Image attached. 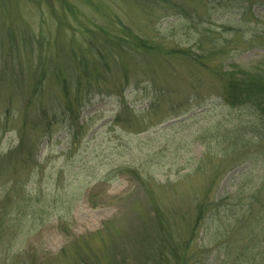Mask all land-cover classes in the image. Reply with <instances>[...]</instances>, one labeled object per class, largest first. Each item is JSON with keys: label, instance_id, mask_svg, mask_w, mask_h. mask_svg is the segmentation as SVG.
Masks as SVG:
<instances>
[{"label": "rangeland", "instance_id": "1", "mask_svg": "<svg viewBox=\"0 0 264 264\" xmlns=\"http://www.w3.org/2000/svg\"><path fill=\"white\" fill-rule=\"evenodd\" d=\"M244 69L264 71V0H0V264H140L155 206L187 234L207 189L255 213L264 264V117L224 100ZM217 224L197 264L231 263Z\"/></svg>", "mask_w": 264, "mask_h": 264}, {"label": "trees", "instance_id": "2", "mask_svg": "<svg viewBox=\"0 0 264 264\" xmlns=\"http://www.w3.org/2000/svg\"><path fill=\"white\" fill-rule=\"evenodd\" d=\"M229 73L224 91V100L233 107L246 105L257 115L264 117V71L244 69ZM72 102L73 100L69 98L66 105L67 111H72ZM24 142V139L21 140V145H24ZM209 192L207 189V192L201 194L199 190H196L192 195L190 206L194 212V218L187 234L182 232L179 218H177V210L167 212L159 206H155V214L147 222V227L139 238L140 250L145 254V259L140 264H194L198 260V256L192 252V242L198 238L204 241L210 230L209 224L213 223L215 225L216 222H218L217 225L224 228L222 236L225 241L224 250L219 252L217 258L222 262L231 261L230 264H245V239L251 237L252 240H257L255 246L259 245L260 238L258 239L257 231L253 227L258 218L254 213V221L251 225L248 222L245 223L247 221L245 201H241L240 204L244 205L239 213L233 212L231 215H227V212H224L223 219L220 216L222 208L228 206L226 200L234 199L235 194L231 193L217 199L214 191L210 195ZM252 233L255 236L251 235ZM87 246L85 247H90ZM221 255L223 256L221 257ZM252 260L251 264H257L254 259ZM73 264L132 263H128L125 258L120 260L112 256L104 258L98 253L92 252L89 255L81 253L80 258Z\"/></svg>", "mask_w": 264, "mask_h": 264}]
</instances>
